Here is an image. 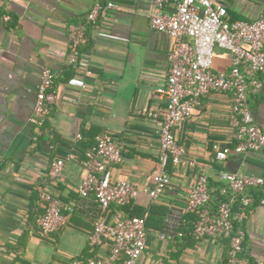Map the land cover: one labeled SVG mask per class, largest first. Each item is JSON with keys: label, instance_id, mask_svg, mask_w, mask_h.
<instances>
[{"label": "crops", "instance_id": "crops-1", "mask_svg": "<svg viewBox=\"0 0 264 264\" xmlns=\"http://www.w3.org/2000/svg\"><path fill=\"white\" fill-rule=\"evenodd\" d=\"M108 1L116 7L101 12L96 23L87 26L80 48L86 65L70 64L69 27L83 21L94 4ZM219 2L230 20L264 17V0ZM173 9L171 2L166 10ZM151 11V0H0V264L105 258L107 243H89L94 221L101 217L113 223L130 213L146 216V247L137 264H226L228 241L198 238L185 220L186 199L197 172V164L186 161L205 165L209 182L218 186L219 169L264 176V152L233 151L223 162L214 160L213 144L233 147L235 139L229 121L232 92L213 91L175 129L178 143L185 147V160L167 168L170 186L150 196L153 175L160 167L161 121L144 112H161L165 107L154 89L166 83L171 48V38L150 26ZM4 15L9 16L7 21ZM99 30L128 41L101 38ZM231 57L215 46L213 70L228 71ZM44 65L54 75L53 100L43 128L38 129L31 117ZM245 74L262 82L257 92L248 90L254 120L262 123L264 72ZM102 132L112 135L122 154L120 164L108 165L113 179H126L140 190L129 204H112L103 212L92 195L80 197L76 190L87 173L82 160L88 152H83L93 148ZM56 157L64 159V166L60 179L53 182L48 169ZM38 185L50 189L63 204L62 213L69 214L67 223L47 236L38 224L44 211ZM234 208L233 204V214H243L236 220L244 232L242 256L251 261L264 258V216L258 201L237 212Z\"/></svg>", "mask_w": 264, "mask_h": 264}, {"label": "built area", "instance_id": "built-area-1", "mask_svg": "<svg viewBox=\"0 0 264 264\" xmlns=\"http://www.w3.org/2000/svg\"><path fill=\"white\" fill-rule=\"evenodd\" d=\"M171 2L174 3V9L168 11L166 7ZM151 5L150 26L171 38L166 83L154 89V94L165 100V107L161 112H144L151 118L160 117L161 121L158 130L160 167L153 175V187L148 190L151 197H156L171 184L167 168L178 166L185 160V147L178 143L175 129L191 117L193 111L201 105V98L213 91L232 92L229 121L235 139L233 147L215 142L212 146L214 160L223 162L233 151L264 152V122H255L248 103V90L257 92L262 82L245 74L264 72V17L253 21L230 20L226 7L219 0H151ZM115 7L112 1L105 5L96 3L85 14L83 21L69 27L70 64L86 65L80 48L86 41L87 26L96 23L101 12ZM3 19L7 21L9 16L4 15ZM97 35L109 40L128 41L127 37L103 30L97 31ZM215 46L231 53V67L228 71L213 70ZM53 84L51 68L42 66L31 117L38 129L43 127L48 106L53 100ZM75 137L79 139L81 135L77 133ZM121 162V150L112 135L109 132L100 133L92 151L82 160L87 173L76 188L79 196L92 195L102 212L112 204L122 206L135 199L140 192L139 188L126 179H113L108 171L109 164L117 165ZM186 162L188 165L197 164L185 207L187 212L198 211L193 235L198 238L226 239V264H264V258L256 257L251 261L242 256L244 232L239 227L235 228L234 224L236 220L243 219V214L232 213V205L236 200L239 201L240 209L257 201L249 189L264 188V176L219 169L218 179L222 184L219 187L212 186L205 165L191 159ZM63 166L62 157H56L50 162L48 174L53 182L60 179ZM37 191L38 200L44 204L38 224L41 234L47 236L60 230L67 223L69 214L62 213L63 204L50 189L38 185ZM217 191L223 199L216 202L214 194ZM213 201L216 204L211 208ZM258 203L264 216V195ZM64 208L72 210L71 206ZM104 242L109 245L107 257H74L68 264H137L146 247V216H126L113 223H106L98 217L94 221L89 243L97 245Z\"/></svg>", "mask_w": 264, "mask_h": 264}, {"label": "trees", "instance_id": "trees-1", "mask_svg": "<svg viewBox=\"0 0 264 264\" xmlns=\"http://www.w3.org/2000/svg\"><path fill=\"white\" fill-rule=\"evenodd\" d=\"M43 126H44V125H43ZM42 128H43V127H42ZM93 147H94V146H93ZM91 148H92L91 146L87 147V149L84 150L83 153L89 152V150H90ZM85 158H86V156H85ZM209 183H210V182H209ZM210 184H211V183H210ZM215 185H216V184H215ZM219 186H221V184L218 185V187H219ZM252 191H253V192H251V193L255 196V198H256L257 201H259V199L264 195V188L252 189ZM214 198H215L216 202H217L218 200H220V199H223V197L220 195V193H219L218 191L214 194ZM128 204H129V203H128ZM233 204H234V206H235V208H234L233 210L236 211V212L239 211V210H240L239 201L236 200ZM125 205H127V204H125ZM117 206H120V205H117ZM122 206H123V205H122ZM129 215H130V216H132V215L142 216V215H140V214H133V213H130ZM197 218H198V211H196V210L189 211V212L187 213V216L185 217V220L189 221L190 224L193 225V227H192V231H193V228H194L195 223L197 222ZM234 226H235V228H236V227H239L237 222H235Z\"/></svg>", "mask_w": 264, "mask_h": 264}]
</instances>
